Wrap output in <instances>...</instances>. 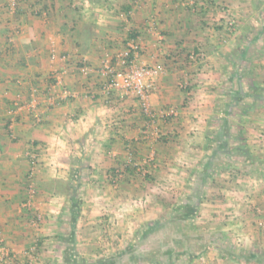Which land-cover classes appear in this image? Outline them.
<instances>
[{
    "label": "crops",
    "instance_id": "obj_1",
    "mask_svg": "<svg viewBox=\"0 0 264 264\" xmlns=\"http://www.w3.org/2000/svg\"><path fill=\"white\" fill-rule=\"evenodd\" d=\"M238 4L247 5L241 0H20L12 12L9 0H0V229L15 264H25L34 246V264L80 258L83 264H139L98 259L102 247L95 239L104 230L97 224L107 220L121 227L125 217L132 219L129 209L136 199L150 202L143 190L147 176L131 162L155 163L152 186L184 188L186 175L196 177L211 152L205 148L207 133L218 115L216 95L209 90L201 95L194 78L213 76L205 84L211 87L224 79L227 67H218L226 39L210 29L226 7ZM131 38L142 44L138 62L160 71L151 96L154 119L134 93L108 89L112 78L103 61ZM65 90L71 96L61 98ZM52 97L58 98L54 104ZM172 107L175 117L167 112ZM32 151L41 153L42 162L34 176L37 195L27 206ZM253 152L236 157L250 163ZM209 161L216 165L215 151ZM52 180L78 185L81 216L69 212L71 197L49 189ZM38 213L44 220L35 226ZM73 217L75 231L67 237Z\"/></svg>",
    "mask_w": 264,
    "mask_h": 264
},
{
    "label": "rangeland",
    "instance_id": "obj_2",
    "mask_svg": "<svg viewBox=\"0 0 264 264\" xmlns=\"http://www.w3.org/2000/svg\"><path fill=\"white\" fill-rule=\"evenodd\" d=\"M241 1L247 5L239 6L238 4L235 7H232L233 5L226 7L227 11L221 12L222 17L219 22L213 20L216 17L215 14L210 17L213 18L211 33H218L226 39L225 49H223L225 51L224 59L222 66L218 67V69L220 67L224 69L223 66L227 67L224 79H220L218 85L216 84L213 88L210 85H205L211 80H215V78L210 79L213 76L208 78L196 76L194 78L197 82L195 81L193 86H197V91L201 95H208V90L212 96L216 95L215 108L218 116L213 119V125H209L211 128L214 126L215 131L210 130L207 134H210V137L214 139L218 129L223 127L220 122L223 120L226 125L225 136L219 134L217 138L218 142H224H222L220 154L215 155L217 161L214 163L216 165L212 166L211 178L205 188L200 190L197 186L199 184L198 175L204 171L206 167L204 164L209 161L213 150H209L211 152L205 155L206 159L198 169L199 172L196 173L195 178L193 173L186 175L190 177L184 183V185L186 184L184 188L173 186L162 188L155 184L152 186L155 174L153 171L156 169L153 167L155 163L151 160L147 165H151L153 170L149 173L147 167L146 175L140 174L142 177L147 176L145 181H148L149 184H146L143 190L147 193L150 202L145 199H136L129 209L132 219H125V217L119 224L121 227L115 221L104 220L97 224L104 230L103 237L98 238L101 236L100 233H97V237L92 235L96 237V242L102 247V250L96 253L98 259L115 258L122 262H128L127 257L133 253L135 257H132V260L138 261L139 264H152L150 263L151 259L165 255V252L172 248L169 243L171 242L177 244L176 247H181L178 264H264V196L262 194L264 189V179L262 178L264 177V103L259 105L250 97L231 103L226 97L231 90L235 92V96L238 92V76L235 75L237 72L243 75L241 85L244 92L250 91L249 87L252 81L262 83L264 87V64H262L264 62V0H258L259 2L256 0L255 6L251 5L253 0ZM234 2L232 1V4ZM243 7L246 10L243 11ZM231 17L235 19L236 24L233 28L228 29ZM245 52L247 54L243 59L241 56ZM212 69L217 68L214 66ZM184 81L180 82V86L186 83ZM188 84L190 85V83ZM204 87L209 88L204 91ZM225 105H230V109ZM251 106L254 108L252 109ZM173 109L177 110L172 107L168 108L167 112L169 113ZM244 113L247 114L242 116ZM241 117H243V122ZM209 145H211L210 148L215 147L213 143ZM237 145L254 151L250 163L247 162V159L237 158L238 154L231 152ZM225 151H228L226 155ZM227 162H231V169L227 167ZM28 190L29 187H27V194ZM81 192L85 196L94 197L92 193L86 195V189ZM195 193L198 194L196 197ZM246 196H249L248 199ZM196 203H198L197 206ZM194 205L197 207V213L192 218L187 217L186 211ZM109 207H112L111 210H118L115 205H109ZM82 209V205L78 204L76 209L75 206H72L69 212L78 217V215L81 216ZM119 212L122 214L125 211ZM36 215L43 216L40 213ZM73 219L74 217L72 220L68 219L67 237H70L71 233L75 231L77 222ZM43 220L42 217L37 226L43 224ZM158 222L162 224L164 230L160 233L147 234L148 236L144 238L148 227ZM174 222L180 223L179 225H182L184 230L186 225L190 226L192 231H183L182 234L177 235L179 226L173 227L176 224ZM126 223H130V225ZM87 226L92 227V225ZM34 253H36V248ZM34 258H36L35 255ZM80 259L78 263L77 260H73L77 264H83L84 260ZM250 259L252 260L249 261ZM60 262H63L62 258Z\"/></svg>",
    "mask_w": 264,
    "mask_h": 264
},
{
    "label": "built area",
    "instance_id": "obj_3",
    "mask_svg": "<svg viewBox=\"0 0 264 264\" xmlns=\"http://www.w3.org/2000/svg\"><path fill=\"white\" fill-rule=\"evenodd\" d=\"M20 0H9V9L15 12L18 8ZM227 11V10H226ZM236 24L234 18L231 17L228 23V29L233 28ZM13 38L8 40V43L13 44ZM142 44L138 39H128L126 46L115 57H106L103 61L104 70L112 78V82L108 85V89L122 91L124 93H134L139 98L144 113L154 119L156 114L152 108L151 96L152 90L157 82V78L160 74L159 69L147 64H140L138 58L142 52ZM84 74L89 73V68L84 66L82 69ZM71 96V92L65 90L61 98ZM58 98L52 97V104L56 102ZM33 100L31 103L33 104ZM32 106V105H29ZM169 114L176 116L177 110H171ZM9 129H12V125H9ZM30 158V171H29V190L27 194L26 205L31 206L34 198L37 195V188L34 183V176L41 166V156L38 151H32L29 154ZM149 162L144 163H130V166L139 174L146 175ZM118 177H116L117 180ZM41 215H36L33 218V225H37L41 221ZM34 250L33 247L28 255V261L25 264H34ZM16 256L13 251L6 244L5 235L2 229H0V264H15Z\"/></svg>",
    "mask_w": 264,
    "mask_h": 264
},
{
    "label": "trees",
    "instance_id": "obj_4",
    "mask_svg": "<svg viewBox=\"0 0 264 264\" xmlns=\"http://www.w3.org/2000/svg\"><path fill=\"white\" fill-rule=\"evenodd\" d=\"M13 46H14L13 44H10V43L7 44L8 50H12ZM246 54H247L246 52L243 53L241 58L244 59L246 57ZM235 75L238 76L237 77L238 92L236 93V96H235V92L233 90H231L228 93V96H226L228 98V101L230 100L231 103H234V102H238V101L242 100L243 98L250 97L251 99H253L254 102L255 101L258 102L259 105H261V103H264V87L262 86V83H258L257 81H252L251 85L249 87L250 91L249 92H244L243 87L241 85L242 84V80H243V75L241 73H238V72L235 73ZM225 107H227V108L229 107L228 109H230V105H225ZM251 107H252V109L254 108L253 106H251ZM228 113H230L229 110H228ZM246 114L247 113H244L242 116H245ZM242 118L243 117H241V119ZM224 122L225 121H223V120L220 122L223 125V127L218 129L217 136L214 139H210L211 138L210 134L207 135V146L205 148H206V150L215 151V155L220 154L219 151H222L221 150V145H223L222 142H224V141H222V139H221L222 142H218L217 138H218L219 134H222V135L224 134V136H225L224 128L226 127V125L224 124ZM215 135H216V133H215ZM226 137L228 138L227 132H226ZM214 142L216 144L215 147H211L210 148L211 145H209V144L210 143H214ZM216 150H218V151L216 152ZM231 152H233L235 154H238V155L245 156L246 158H248V154H249V150L246 149L242 145H237L236 147H234V151L232 150ZM227 153H228V151L224 152L225 155ZM209 158H211V156ZM227 164H228L227 167H230V169H231V162H227ZM211 169H212V162L208 161L204 171L201 174L198 175L199 184L197 186L200 188V190L205 188L206 183L211 178ZM48 187H49V189L51 191H53V192H55L57 194H61V195H65L67 197H71V199L73 201V205L75 206V209L78 207V204L76 203L78 185H76L72 180H68V181L52 180V181H50ZM197 195H198L197 193L194 194L195 197ZM199 195H201V194H199ZM197 204L198 203H196V206H197ZM196 206L194 205L193 207L189 208L188 211H186L187 212V215H186L187 217L190 216L192 218L193 215L197 213V211H196L197 207ZM184 216H185V214H184ZM174 223H176V224L173 227H176V226L178 227L179 226V231H178L179 233H177V235L182 234L183 231H185V232L190 231V230L192 231V228L190 226L186 225L185 230H184V228L181 227L182 225H179L180 223L179 224L177 222H174ZM162 230H164L162 224L159 223V222L155 223V225L148 227V231H146V233H144V238L148 236L147 234L154 233V232L155 233H160V232H162ZM169 243H170V245H172V248L168 249L165 252V255L156 256L153 259H151L150 263H152V264H178L179 263L178 255H180V253H181V251H179V250H181V247L178 248V247H176L177 244H174V243H171V242H169ZM132 257H135V256H133V253H131L127 257V260L128 261H132Z\"/></svg>",
    "mask_w": 264,
    "mask_h": 264
}]
</instances>
